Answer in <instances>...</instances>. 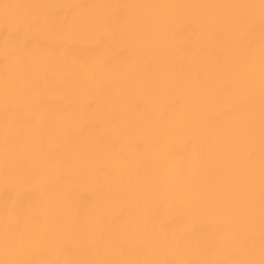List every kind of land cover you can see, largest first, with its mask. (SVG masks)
I'll use <instances>...</instances> for the list:
<instances>
[{
    "label": "bare ground",
    "instance_id": "bare-ground-1",
    "mask_svg": "<svg viewBox=\"0 0 264 264\" xmlns=\"http://www.w3.org/2000/svg\"><path fill=\"white\" fill-rule=\"evenodd\" d=\"M0 264H264V0H0Z\"/></svg>",
    "mask_w": 264,
    "mask_h": 264
}]
</instances>
